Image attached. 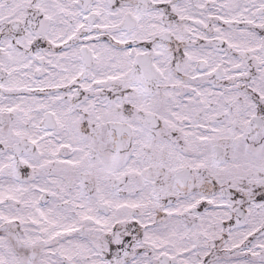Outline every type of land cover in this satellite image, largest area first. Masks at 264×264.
<instances>
[{"label":"snow or ice","instance_id":"snow-or-ice-1","mask_svg":"<svg viewBox=\"0 0 264 264\" xmlns=\"http://www.w3.org/2000/svg\"><path fill=\"white\" fill-rule=\"evenodd\" d=\"M0 264H264V0H0Z\"/></svg>","mask_w":264,"mask_h":264}]
</instances>
